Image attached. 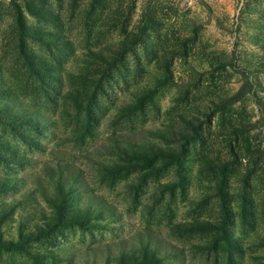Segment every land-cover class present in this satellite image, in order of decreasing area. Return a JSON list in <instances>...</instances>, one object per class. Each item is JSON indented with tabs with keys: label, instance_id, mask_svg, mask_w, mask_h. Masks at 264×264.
<instances>
[{
	"label": "rangeland",
	"instance_id": "1",
	"mask_svg": "<svg viewBox=\"0 0 264 264\" xmlns=\"http://www.w3.org/2000/svg\"><path fill=\"white\" fill-rule=\"evenodd\" d=\"M0 264H264V0H0Z\"/></svg>",
	"mask_w": 264,
	"mask_h": 264
}]
</instances>
